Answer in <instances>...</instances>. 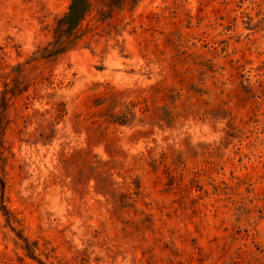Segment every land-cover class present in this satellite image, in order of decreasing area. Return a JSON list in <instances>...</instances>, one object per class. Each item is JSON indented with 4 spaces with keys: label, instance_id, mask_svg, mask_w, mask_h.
Here are the masks:
<instances>
[{
    "label": "rangeland",
    "instance_id": "374dc122",
    "mask_svg": "<svg viewBox=\"0 0 264 264\" xmlns=\"http://www.w3.org/2000/svg\"><path fill=\"white\" fill-rule=\"evenodd\" d=\"M71 1L0 0V264H264V0Z\"/></svg>",
    "mask_w": 264,
    "mask_h": 264
},
{
    "label": "trees",
    "instance_id": "16d2710c",
    "mask_svg": "<svg viewBox=\"0 0 264 264\" xmlns=\"http://www.w3.org/2000/svg\"><path fill=\"white\" fill-rule=\"evenodd\" d=\"M90 5L89 0H72L71 4L69 6V10L64 16L60 17L59 19V26L63 29H67L64 34L67 37H70L74 30L81 24L87 16V13L89 11ZM1 186L4 188L5 184L1 183ZM4 213H6V209L4 208ZM17 233V238L19 241L22 242V249L25 252V254L32 260H35L36 262L43 264L39 258L36 256V248L35 246L22 234Z\"/></svg>",
    "mask_w": 264,
    "mask_h": 264
}]
</instances>
